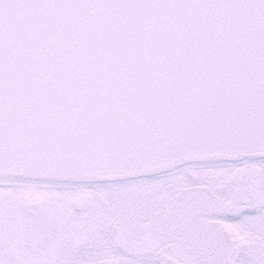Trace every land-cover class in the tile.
I'll return each mask as SVG.
<instances>
[{"label": "snow or ice", "instance_id": "obj_1", "mask_svg": "<svg viewBox=\"0 0 264 264\" xmlns=\"http://www.w3.org/2000/svg\"><path fill=\"white\" fill-rule=\"evenodd\" d=\"M0 264H264V0H0Z\"/></svg>", "mask_w": 264, "mask_h": 264}]
</instances>
